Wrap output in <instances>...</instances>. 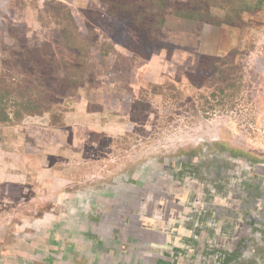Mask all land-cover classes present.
I'll list each match as a JSON object with an SVG mask.
<instances>
[{"label":"rangeland","instance_id":"rangeland-1","mask_svg":"<svg viewBox=\"0 0 264 264\" xmlns=\"http://www.w3.org/2000/svg\"><path fill=\"white\" fill-rule=\"evenodd\" d=\"M58 2L76 14L94 0H0V77L7 69L11 76L17 64L20 73L36 66L31 50L46 49L51 35L58 36L52 26L62 20L49 11ZM76 24L81 36L73 46L107 51L110 23L96 25L104 38L88 36L80 18ZM205 25L167 16L160 29L171 44L167 51L155 48L150 58L160 57L151 61L114 44L109 66L99 68L92 54L96 78L50 112L27 115L20 101L8 102L5 112L14 121L0 119V264H149L138 251L100 253V232L85 219L101 191L158 157L216 135L264 152V3L220 35L207 31L204 49L215 47L216 56L230 63L237 87L234 98L208 100L214 109L203 111L196 89L173 79L191 66L198 53L191 45L200 48ZM172 81L175 88L166 84Z\"/></svg>","mask_w":264,"mask_h":264},{"label":"flooded vegetation","instance_id":"flooded-vegetation-1","mask_svg":"<svg viewBox=\"0 0 264 264\" xmlns=\"http://www.w3.org/2000/svg\"><path fill=\"white\" fill-rule=\"evenodd\" d=\"M153 161L101 191L86 216L100 232L101 254L138 251L149 264H264V152L216 135Z\"/></svg>","mask_w":264,"mask_h":264},{"label":"trees","instance_id":"trees-1","mask_svg":"<svg viewBox=\"0 0 264 264\" xmlns=\"http://www.w3.org/2000/svg\"><path fill=\"white\" fill-rule=\"evenodd\" d=\"M60 3L58 2L49 10L51 13L54 12V16H60L62 20L53 22L52 27L57 30L58 36L51 35L46 49L37 47L30 52L37 61L36 66L28 65L30 67L29 70L26 67L28 73L23 69V73H20L18 69H21V64H17L12 68L16 75L13 73L11 76L8 74V69L2 71L0 77L2 122L13 123L14 121L9 117V112H5L11 100L20 101L28 108L26 114L33 116L50 112L52 107L72 98L78 89L85 87L91 77L93 80L98 74L97 66L89 65L92 54L99 61V68L109 66L107 56L110 54L108 52L114 50V44L146 60L154 53L155 48L161 50L164 48L167 51V45L171 43L161 34L160 29L167 16L195 26L210 24L226 28L241 22L243 13L259 11L264 0L252 2L248 0H94L93 5L87 4L86 8H81L79 14H74L71 7ZM217 11H220L219 16L215 14ZM76 16L83 21L85 33L88 36L93 35L94 38L105 37L99 34V30L102 29L97 30V24L104 26L110 23L112 30L106 35L108 41L103 40L106 42V52L102 51V46L94 49L88 45L84 50L81 45L73 46L72 43L76 41L74 38L79 35ZM53 29L50 31L53 32ZM194 34L196 37V32ZM191 47V50H197V46L191 45ZM229 66H231L230 63L215 55L196 53L191 66H184L182 72L178 73V77L173 81L178 82L179 86L182 81H186L196 89L198 96L204 99L201 109L212 110L213 104L208 100L222 97L229 99L234 96L237 79L231 78L232 76L228 74ZM48 79L51 80L47 81ZM173 81L166 84L175 88ZM182 93V90L178 89V97ZM88 111L97 110L88 108ZM13 116L15 117V114Z\"/></svg>","mask_w":264,"mask_h":264},{"label":"crops","instance_id":"crops-1","mask_svg":"<svg viewBox=\"0 0 264 264\" xmlns=\"http://www.w3.org/2000/svg\"><path fill=\"white\" fill-rule=\"evenodd\" d=\"M216 29L217 30V35H220L219 33H221V31L223 30L222 28H225V27H214V26H211V25H205V28H204V30H203V32H202V42L203 41H205L206 40V34H208L207 33V31H210L209 29ZM226 30V29H225ZM204 47H207V44H205V42H203L202 44H200V48L199 49H197L198 50V53H200V54H206V55H215L216 56V52H215V47L213 48V51L212 50H210L209 51V49H204ZM208 48V47H207ZM154 56H156V57H160V55L159 56H157V55H154ZM154 56H152L151 58H150V61L151 60H153L154 58ZM149 61V62H150ZM81 98H83L82 100H84V97H81ZM81 103V102H80ZM6 128V127H5ZM2 151L0 150V153H1Z\"/></svg>","mask_w":264,"mask_h":264}]
</instances>
